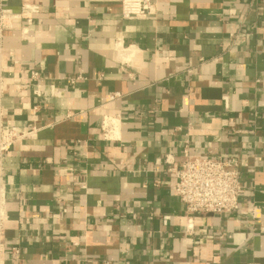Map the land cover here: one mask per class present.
Returning a JSON list of instances; mask_svg holds the SVG:
<instances>
[{
    "label": "crops",
    "instance_id": "1",
    "mask_svg": "<svg viewBox=\"0 0 264 264\" xmlns=\"http://www.w3.org/2000/svg\"><path fill=\"white\" fill-rule=\"evenodd\" d=\"M121 2L0 0V131L18 136L0 163V259L264 264V0H157L143 18ZM187 142L240 157L238 210L186 209L172 168Z\"/></svg>",
    "mask_w": 264,
    "mask_h": 264
},
{
    "label": "built area",
    "instance_id": "2",
    "mask_svg": "<svg viewBox=\"0 0 264 264\" xmlns=\"http://www.w3.org/2000/svg\"><path fill=\"white\" fill-rule=\"evenodd\" d=\"M157 5V0H122L121 10L126 18H143L156 14ZM38 9L36 5L26 4L20 15L26 16L29 12H36ZM9 13L0 6V32L6 27ZM235 36L237 34H231V37ZM123 51V48L120 49V52ZM121 95V92H114L109 98L115 99ZM116 125L118 126L116 117L105 116L103 131L106 139L118 138L114 130ZM17 137L14 131L7 133L0 131V144L3 147L0 163L3 151ZM191 148V144L187 142L183 149L184 160L179 166L172 168L177 179L175 192L186 209L191 213L210 212L218 215L238 210L245 187L239 168L240 157L236 155L223 157L213 153L199 154L192 152ZM166 161L172 162L170 155L166 156ZM193 228V223L190 222L188 230L193 231ZM0 264H4L1 259Z\"/></svg>",
    "mask_w": 264,
    "mask_h": 264
},
{
    "label": "bare ground",
    "instance_id": "3",
    "mask_svg": "<svg viewBox=\"0 0 264 264\" xmlns=\"http://www.w3.org/2000/svg\"><path fill=\"white\" fill-rule=\"evenodd\" d=\"M109 122V121H108ZM107 122V123H108ZM3 147H2V145L0 144V153H1V149H2ZM2 189L0 188V211H1V193H2V191H1Z\"/></svg>",
    "mask_w": 264,
    "mask_h": 264
}]
</instances>
